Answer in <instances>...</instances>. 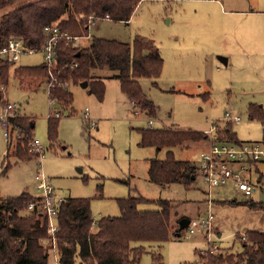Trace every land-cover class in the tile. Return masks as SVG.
I'll return each mask as SVG.
<instances>
[{
  "label": "rangeland",
  "instance_id": "rangeland-1",
  "mask_svg": "<svg viewBox=\"0 0 264 264\" xmlns=\"http://www.w3.org/2000/svg\"><path fill=\"white\" fill-rule=\"evenodd\" d=\"M34 1L26 0L21 5ZM6 12L1 11L0 17ZM137 36L155 43L164 59L159 78L140 79L158 108L153 119L143 113L136 115L130 98L115 79L105 81L102 100L92 95L90 88L71 84L73 103L59 105L51 99L47 82L21 87L11 76L5 98L18 105L17 113L34 122V137L28 148L34 152L33 141L38 140L40 153L35 151L39 157L18 162L11 156V168L1 176L9 144L0 124V197H17L24 192L40 196L38 181H45L54 195L65 201L88 200L95 220L120 216L118 199L172 200L178 204V220H194L211 213L212 231L191 234L187 228L181 236L172 234L166 243L135 244L146 248L140 264H154L153 254H161L163 264H202L201 253L207 250L240 251L237 235L243 241L247 231L264 232V211L229 202H262L264 191L247 197L232 184L211 188L201 173V154L209 149L211 138L218 142V129L228 123L240 142L264 148L263 122L249 117L251 105L264 111V0H143L129 22L97 20L77 45L85 46L93 37L133 43ZM44 57L42 52L23 54L15 65L37 66L44 63ZM220 58L228 59V64ZM100 74L110 76L114 72L105 69ZM51 117L60 118L53 145L48 137ZM150 120L156 129L203 132L208 136L202 143L189 142L170 149L176 160L195 164L197 177L191 188L150 181V161L163 160L168 152L140 145L138 130L147 128ZM16 143L14 136L10 153ZM247 168L250 183L264 190V179L260 180L264 157L249 160ZM138 208L160 210L156 203ZM48 264H58L55 249Z\"/></svg>",
  "mask_w": 264,
  "mask_h": 264
},
{
  "label": "trees",
  "instance_id": "trees-1",
  "mask_svg": "<svg viewBox=\"0 0 264 264\" xmlns=\"http://www.w3.org/2000/svg\"><path fill=\"white\" fill-rule=\"evenodd\" d=\"M23 1L26 0H0V12L7 9L0 17V50L11 39H22L29 47L42 48L51 35L45 31L47 27L56 28L60 34L86 37L97 20L129 22L143 0H37L21 5ZM9 8L12 9L8 11ZM55 53L53 66L46 63L16 66L14 62L0 58V104L7 103L5 91L12 75L21 87L47 82L51 99L59 105L73 103L71 84L88 82L90 93L102 100L105 81L115 79L120 82L122 93L130 98L136 112L150 119L157 116L158 108L140 84L142 78H159L164 69L161 50L151 40L137 36L133 43H126L93 37L85 46L61 40L55 47ZM105 69L114 74L102 76L100 73ZM249 117L261 120L264 126V111L260 106L251 105ZM58 120L60 118H49L48 137L52 145L58 137ZM230 124L218 129L217 141L242 145ZM10 131L1 176L11 168V156L17 162L39 157L28 148L34 137V122L30 117L20 114L12 117ZM138 131L142 147L168 149L165 159L150 161V181L157 185L183 184L191 188L193 179L197 177L195 164L176 160L170 149L189 142L202 143L208 140V136L203 132L167 128ZM14 136L17 143L10 153ZM262 143L264 145V131ZM260 178L262 181L264 175L261 174ZM39 201L40 197L28 192L17 197H0V264H48L53 249L57 251L58 264H76L77 261L79 264H140L146 248L135 244L166 243L172 234L181 236L186 232L179 229L178 204L172 200L118 199L120 216L95 220L88 200L77 203L70 198L60 205L58 231L52 236L48 220L39 208L28 209L30 204ZM154 203L160 210L141 211L138 208L141 204ZM229 203L264 211V202L261 201ZM237 241L241 245L240 251L235 252L234 248H219L216 252L207 250L201 253V263L264 264V232L247 231L246 240L242 241L237 235ZM152 259L154 264H163L161 254H153Z\"/></svg>",
  "mask_w": 264,
  "mask_h": 264
},
{
  "label": "built area",
  "instance_id": "built-area-1",
  "mask_svg": "<svg viewBox=\"0 0 264 264\" xmlns=\"http://www.w3.org/2000/svg\"><path fill=\"white\" fill-rule=\"evenodd\" d=\"M92 23L93 22H91V24ZM45 31L51 35L42 48L29 47L22 39H11L8 45L0 50V58L8 59L16 63L23 54L42 52L45 54L44 63L48 66H53L55 63V47L57 43L61 40H66L67 42H73L77 45L80 38L72 37L67 34H60L56 28L47 27ZM17 108V104L8 101L5 104H0V124L7 138L11 135L10 119L19 114L17 113ZM136 115L139 116L140 113L136 112ZM236 120L239 119L237 118ZM147 128H153L152 120L148 122ZM39 144L38 140L33 141V145L36 147V149H34L35 151H39ZM262 157H264V148H262V146L253 144L234 145L220 143L215 142L213 138H211L209 149L201 154V173L211 188L232 184L235 190L242 192L247 197H251L254 192H263L264 190L250 183L247 163L249 160H257ZM38 189L41 192V195L38 196L40 197V201L35 204H30L28 209L33 210L36 207L39 208L48 220L50 234L54 236L58 231L57 217L59 208L65 200L54 195V189L45 183V181H38ZM213 221L214 218L211 213L198 216L196 219L190 220L187 231L194 234L196 231L202 232L203 230L205 232L207 231L206 234H208L212 231Z\"/></svg>",
  "mask_w": 264,
  "mask_h": 264
},
{
  "label": "water",
  "instance_id": "water-1",
  "mask_svg": "<svg viewBox=\"0 0 264 264\" xmlns=\"http://www.w3.org/2000/svg\"><path fill=\"white\" fill-rule=\"evenodd\" d=\"M220 61L224 64H228V60L226 58H220ZM81 88L86 89L88 88V82H83L80 84ZM190 225V219L184 218L179 221V229L181 231L186 230Z\"/></svg>",
  "mask_w": 264,
  "mask_h": 264
},
{
  "label": "crops",
  "instance_id": "crops-1",
  "mask_svg": "<svg viewBox=\"0 0 264 264\" xmlns=\"http://www.w3.org/2000/svg\"><path fill=\"white\" fill-rule=\"evenodd\" d=\"M224 12H225V11H224ZM226 12H227V11H226ZM226 12H225V13H226ZM86 45H88V44H86ZM227 60H228V59H227ZM131 103H132V101H131ZM132 107H133V103H132ZM4 136H5V135H4ZM6 140H7V145H8V140H9V139H8L7 137H6ZM220 143H221V142H220ZM1 166H2V165H1ZM37 197H38V196H37Z\"/></svg>",
  "mask_w": 264,
  "mask_h": 264
}]
</instances>
